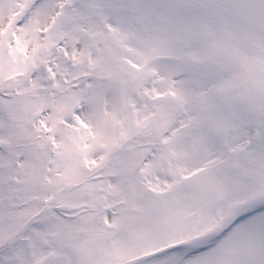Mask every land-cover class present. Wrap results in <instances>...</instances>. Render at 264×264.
<instances>
[{
    "label": "snow or ice",
    "instance_id": "6c2138e0",
    "mask_svg": "<svg viewBox=\"0 0 264 264\" xmlns=\"http://www.w3.org/2000/svg\"><path fill=\"white\" fill-rule=\"evenodd\" d=\"M0 264H264V0H0Z\"/></svg>",
    "mask_w": 264,
    "mask_h": 264
}]
</instances>
